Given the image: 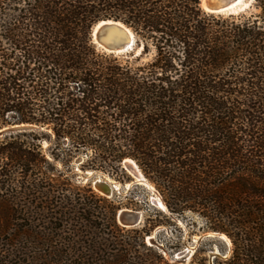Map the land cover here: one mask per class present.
<instances>
[{
    "label": "trees",
    "instance_id": "obj_1",
    "mask_svg": "<svg viewBox=\"0 0 264 264\" xmlns=\"http://www.w3.org/2000/svg\"><path fill=\"white\" fill-rule=\"evenodd\" d=\"M105 19L143 55L98 49ZM17 124L39 129L0 138V264H177L164 252L177 243L146 242L155 223L123 227L119 204L74 183L78 156L115 177L134 160L167 220L225 234L228 264H264V0L237 15L200 0H0V129Z\"/></svg>",
    "mask_w": 264,
    "mask_h": 264
},
{
    "label": "rangeland",
    "instance_id": "obj_2",
    "mask_svg": "<svg viewBox=\"0 0 264 264\" xmlns=\"http://www.w3.org/2000/svg\"><path fill=\"white\" fill-rule=\"evenodd\" d=\"M9 134H14V133H9ZM48 145H49L48 142L43 141L42 146L44 149ZM82 159H83L82 156H78L74 159L72 163L73 170L70 173V175L73 176L74 183L81 186L90 184L91 187L93 188L92 183L95 179L108 178L111 181L120 185L121 191L120 192L114 191L113 195L110 197L111 200H113L116 203V205L119 204L118 207L119 210L126 208L129 210L141 212V219H140L141 222L138 224L139 226L137 225L138 227L143 226L144 223L148 221H151L150 223L156 224L154 229H152L150 234L146 237V238L148 237L153 238L152 245L160 246L161 245L160 242L164 243L166 241L168 242L169 240H171L174 243H177L176 244L177 246L175 248L170 249V251L168 252L164 251L165 256L168 258V260L171 263L189 264L192 260H194L191 259V256L194 253V252L192 253V250L195 251L198 248V246L201 245V248L204 249V253L202 256L205 257L206 264H228L226 261L231 255L232 247L231 249H229L228 245L223 240L217 238H204L202 241H198L196 237L198 238L211 231L198 230V228H196L195 226L193 228H190V226L187 225L185 220H180L176 218L167 220L166 217L163 216V213H168V214L170 213L168 212V210L164 212V210L160 207L158 201L154 199L156 197H160V195L158 194L155 187L144 177L143 174H142L143 177L154 188L153 190L144 185L135 184L136 177L130 171L126 170L122 164L120 166L122 172L118 174V177H115L100 170L92 171L89 169L86 170L81 169L79 167V164L81 163ZM130 184H132V186L129 187V189H127L126 185H130ZM94 191L97 192L96 190ZM97 193L102 197H106L100 194L99 192ZM193 221L197 222V224L200 223V220H198L196 217H193ZM148 241L149 242L147 243L150 244V240ZM187 248H189V250ZM184 250H188V253L184 257L179 258L178 254L180 252H183ZM215 251H218L220 256L215 258L212 257L211 259L209 253H214ZM227 254L228 256L225 257ZM195 262H197L196 259Z\"/></svg>",
    "mask_w": 264,
    "mask_h": 264
},
{
    "label": "water",
    "instance_id": "obj_3",
    "mask_svg": "<svg viewBox=\"0 0 264 264\" xmlns=\"http://www.w3.org/2000/svg\"><path fill=\"white\" fill-rule=\"evenodd\" d=\"M253 2L254 0H243L242 3H237V0H200V5L203 10L209 13L237 15L240 13H249L252 10ZM91 37L97 48L104 52L123 56L129 59H136L143 55V47L137 43L132 29L121 21L114 19L98 21L91 29ZM36 129H39V127L36 125L17 124L0 129V137L9 133L32 131ZM121 164L135 177H140L143 180H146L134 160L127 158L124 159ZM136 182L137 181H135V184H137ZM92 186L94 190L108 198L113 195L114 191L119 192V190L115 187V182L108 178H97L93 181ZM144 186L148 187L147 185ZM140 218V213L133 211L117 213V221L123 227L137 226L141 222ZM222 235L226 236L223 233L211 231L203 236L198 237V241H202L204 238L219 239L222 237ZM152 241L153 238L150 239V245H152ZM146 242H149L147 238ZM187 253L188 250H184L183 252H180L178 256L179 258H182ZM209 255L211 256V259L212 257L215 258L220 256L219 253L215 252L209 253Z\"/></svg>",
    "mask_w": 264,
    "mask_h": 264
},
{
    "label": "bare ground",
    "instance_id": "obj_4",
    "mask_svg": "<svg viewBox=\"0 0 264 264\" xmlns=\"http://www.w3.org/2000/svg\"><path fill=\"white\" fill-rule=\"evenodd\" d=\"M222 1H227V0H222ZM136 183L137 184H141V185H147L150 189H154L146 180H143L142 178H140V177H136ZM132 186V184H130V185H126V188L127 189H129V187H131ZM115 187H116V189H118L119 190V192L121 191V186L120 185H118L117 183H115ZM154 199H156L157 201H158V203H159V205H160V207L164 210V212L167 210V208H166V205L164 204V202L162 201V199L160 198V197H156V198H154ZM124 211H133V210H129V209H122V210H118V212L119 213H122V212H124ZM133 212H137V213H140V217H141V212H138V211H133ZM141 219V218H140ZM209 233V232H208ZM152 237H148L147 238V240H150ZM196 239H198L197 237H196ZM219 239H221V240H223L227 245H228V247H229V249H231V247H232V245H231V242H230V240H229V238L228 237H226V236H224V235H222V237L221 238H219ZM196 242V241H195ZM197 245V244H196ZM188 250H189V248H187ZM195 249V248H194ZM194 251L192 250V253H193ZM215 253H219L218 251H215ZM228 253H229V251H228ZM228 256V254L225 256V257H227Z\"/></svg>",
    "mask_w": 264,
    "mask_h": 264
},
{
    "label": "snow or ice",
    "instance_id": "obj_5",
    "mask_svg": "<svg viewBox=\"0 0 264 264\" xmlns=\"http://www.w3.org/2000/svg\"><path fill=\"white\" fill-rule=\"evenodd\" d=\"M243 2V0H237V3H242Z\"/></svg>",
    "mask_w": 264,
    "mask_h": 264
}]
</instances>
